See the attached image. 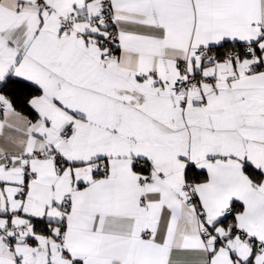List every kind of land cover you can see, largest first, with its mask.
Listing matches in <instances>:
<instances>
[{"label":"snow or ice","instance_id":"obj_1","mask_svg":"<svg viewBox=\"0 0 264 264\" xmlns=\"http://www.w3.org/2000/svg\"><path fill=\"white\" fill-rule=\"evenodd\" d=\"M0 264H264V0H0Z\"/></svg>","mask_w":264,"mask_h":264}]
</instances>
